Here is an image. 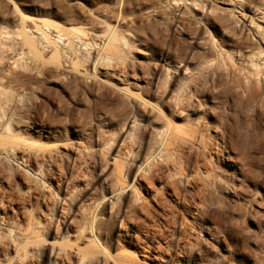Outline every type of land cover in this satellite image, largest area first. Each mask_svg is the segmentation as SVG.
<instances>
[{
	"label": "rangeland",
	"instance_id": "1",
	"mask_svg": "<svg viewBox=\"0 0 264 264\" xmlns=\"http://www.w3.org/2000/svg\"><path fill=\"white\" fill-rule=\"evenodd\" d=\"M93 1L0 0V264H264V0Z\"/></svg>",
	"mask_w": 264,
	"mask_h": 264
},
{
	"label": "bare ground",
	"instance_id": "2",
	"mask_svg": "<svg viewBox=\"0 0 264 264\" xmlns=\"http://www.w3.org/2000/svg\"><path fill=\"white\" fill-rule=\"evenodd\" d=\"M92 1H93V0H92ZM118 1H119V0H118ZM125 1H126V0H125ZM154 1H155V0H143V5L148 6V5H149V2H150V3H153ZM177 1H179V0H177ZM88 2H89V1H88ZM93 2H94V1H93ZM122 2H123V1H122ZM127 2H128V1H127ZM180 2H181V1H180ZM186 2H187V1H186ZM203 2H205V1H203ZM125 3H126V2H125ZM125 3H124V4H125ZM140 3H141V2H140ZM122 4H123V3H122ZM136 4H137V3H136ZM202 4H203V3H202ZM204 4H205V3H204ZM236 4H237V3H236ZM240 4H241V3H240ZM36 5H37V4H36ZM39 5H40V4H39ZM118 5H119V4H118ZM118 5H117V7H118ZM128 5H129V4H128ZM128 5H127V8L129 7ZM137 5H138V4H137ZM237 5H238V4H237ZM41 6H42V5H41ZM139 6H140V5H139ZM199 6H201V5L199 4ZM204 6H205V5H204ZM83 7H84V6H83ZM114 7H116V6H114ZM130 7L132 8V6H130ZM136 7H137V6H136ZM136 7H135V8H136ZM111 8H112V7H111ZM123 8H124V5H123ZM138 8H140V7H137V9H138ZM50 9H51V8H50ZM113 9H114V8H113ZM115 9L117 10V9H119V8H115ZM205 9H206V11H205V13H204L203 11H204ZM245 9H246V8H245ZM77 10H78V9H77ZM123 10H124V9H123ZM204 10L202 11L203 14L208 13V6H207V8L204 7ZM121 11H122V10H121ZM121 11H120V12H121ZM129 11H130V10H129ZM140 11H141V10H140ZM242 11H243V10H242ZM104 12H105V10H104ZM106 12H107V11H106ZM137 12H138V10H137ZM82 13H83V12H82ZM108 13H109V12H108ZM121 13H122V12H121ZM123 13H124V12H123ZM128 13H129V12H128ZM128 13H127V14H128ZM132 13H133V12H132ZM138 13H139V12H138ZM202 13H201V14H202ZM73 14H74V13H73ZM104 14H105V13H104ZM110 14H112V13H110ZM244 14H245V13H244ZM108 15H109V14H108ZM113 15H114V14H113ZM113 15H112V16H113ZM246 15H247V14H246ZM106 16H107V14H106ZM109 16H110V15H109ZM116 16H117V15H116ZM120 16H121V15H120ZM159 16H160V15H159ZM164 16H166V15H164ZM176 16H177V15H176ZM80 17H81V16H80ZM154 17H155V16H154ZM157 17H158V16H157ZM179 17H180V16H179ZM81 18H82V17H81ZM114 18H115V15H114ZM117 18H118V17H117ZM152 18H153V17H152ZM167 18H168V16L166 17V19H165V18H163V19L167 20ZM177 18H178V17H177ZM181 18H182V17H181ZM181 18H180V19H181ZM172 19H174L173 16H172ZM85 20H86V18H85ZM94 20H95V19H94ZM116 20H117V19H116ZM150 20H151V19H150ZM150 20H149V21H150ZM153 20L156 21V19H153ZM161 20H162V19H161ZM183 20H184V19H183ZM86 21H87V20H86ZM130 21H131V20H130ZM181 21H182V20H181ZM181 21H180V22H181ZM252 21H253V20H251L250 22L252 23ZM69 22H70V21H69ZM80 22H81V21H80ZM121 22H122V21H121ZM165 22H166V21H165ZM183 22H184V21H183ZM71 23H72V22H71ZM163 23H164V22H163ZM169 23H170V22H169ZM174 23H175V22H174ZM66 24H67V23H66ZM149 24H150V23H149ZM166 24H167V23H166ZM253 24H254V22H253ZM95 25H96V24H95ZM98 25H99V24H98ZM249 25H250V24H249ZM179 26H180V25H179ZM87 27H88V26H87ZM166 27H167V26H166ZM170 27H171V26H170ZM173 27H174V26H173ZM246 27H247V26H246ZM46 28H47V30H48V28H52V27L49 26V27H46ZM90 28H91V27H90ZM111 28H112V27H111ZM159 28H160V27H159ZM168 28H169V27H168ZM54 29H55V28H54ZM56 29H58V31H57L58 35H56V37H55V36H54V37H55V38L58 37V41H60V40H62V39H61L62 36L59 34V33H60L59 28L56 27ZM173 29H174V28H173ZM181 29H182V27H181ZM123 30H125V29H123ZM129 30H130V29H129ZM183 30H184V29H183ZM49 31H50V30H49ZM99 31H100V29H99ZM127 31H128V30H127ZM127 31H125V32H127ZM248 31H249V30H248ZM6 32H7V31H6ZM83 33H84V32H83ZM120 33H121V32H120ZM40 34H42V33H40ZM61 34H62V33H61ZM85 34H86V33H85ZM121 34H123V33H121ZM155 34H156V33H155ZM189 34H190V33H189ZM114 35H115V37H114ZM114 35H113L114 38L111 39V42L108 43V45L106 46V49H105V50H110V51H111V50H112V51H113V50H116V51H117L118 49H120V50L122 49L119 45L122 43L121 40L124 39L123 36L120 35V36H122V38H121V37L116 36V34H114ZM86 36H87V34H86ZM93 36H94V35H93ZM154 36H155V35H154ZM193 36H194V35H193ZM44 37H45V36H44ZM44 37H43V38H44ZM76 37H78V36H76ZM76 37H75V38H76ZM88 37L90 38V36H88ZM88 37H87V38H88ZM179 37H180V36H179ZM190 37H191V35H190ZM252 37H253V36H252ZM254 37H255V36H254ZM45 38H46V37H45ZM45 38H44V39H45ZM78 38H79V37H78ZM85 38H86V37H85ZM158 38H159V37H158ZM45 40H46V39H45ZM80 40H81V39H80ZM126 40H127V39H126ZM115 41L118 42V43H116ZM120 41H121V42H120ZM244 41H247V40H244ZM119 42H120V44H119ZM164 42H165V41H164ZM247 42H248V41H247ZM83 44H84V43H83ZM118 44H119V45H118ZM123 44H124V43H123ZM127 44H129V43H127ZM86 45L89 46L90 43H89V45L86 43ZM97 45H98V44H97ZM124 45H125V46H128V45H126V42H125ZM242 45H243V43H242ZM91 46H92V45H91ZM131 46H133V45L131 44ZM258 46H259V45H258ZM258 46H257V47H258ZM129 47H130V46H128L127 48H129ZM261 47H262V46H261ZM61 48H62V47H61ZM130 48H131V47H130ZM133 48H134V46H133ZM164 48H165V47H164ZM215 48H216V47H215ZM238 48H239V47H238ZM244 48H245V47H244ZM255 48H256V47H255ZM240 49H241V48H240ZM246 49H247V47H246ZM249 49H250V48H249ZM261 49H262V48H261ZM86 50H87V49H86ZM120 50H119V51H120ZM128 50H129V49H128ZM131 50H132V48H131ZM131 50H130V51H131ZM212 50H213V49H212ZM219 50H220V49H219ZM219 50H218V51H219ZM221 50H222V49H221ZM254 50H255V49H254ZM62 51H63V50H62ZM99 51H100V50H99ZM103 51H104V50H103ZM168 51H169V50H168ZM206 51H207V50H206ZM222 51H224V50H222ZM230 51H231V50H230ZM234 51H235V50H233V52H234ZM237 51H238V50H237ZM239 51H240V50H239ZM258 51H260V50H258ZM117 52H118V51H117ZM178 52H179V51H178ZM233 52H231V53H233ZM244 52L247 53V51H244ZM61 53H62V52H61ZM87 53H88V52H87ZM97 53H98V52H97ZM118 53H119V52H118ZM118 53H117V54H118ZM121 53H122V55H123V51H122V50H121L120 54H121ZM180 53H181V52H180ZM219 53H221V52H219ZM226 53H227V52H226ZM237 53H238V52H237ZM241 53H242V52H241ZM227 54H229V53H227ZM247 54H248V53H247ZM247 54H246V55H247ZM256 54H258V53H256ZM90 55H91V54H90ZM105 55H106V54H105ZM115 55H116V54H115ZM204 55H205V54H204ZM211 55H212V54H211ZM224 55H225V51H224ZM240 55H241V54H240ZM253 55H254V54H253ZM258 55H259V54H258ZM258 55H255V57L258 56ZM81 56H82V55H81ZM87 56H88V54H87ZM120 56H121V55H120ZM205 56H206V55H205ZM226 56H227V55H226ZM229 56H230V54H229ZM229 56H228V57H229ZM232 56H233V55H232ZM232 56H231V57H232ZM89 57H90V56H88L87 58H89ZM91 57H92V56H91ZM91 57H90L89 59H91ZM94 57H95V56H94ZM94 57H93L92 59H94ZM99 57H100V56H99ZM113 57H114V56H113ZM113 57H112V58H113ZM118 57H119V56H117L116 58H118ZM123 57H124V56H123ZM206 57H207V56H206ZM208 57H209V56H208ZM212 57H213V56H212ZM221 57H223V55H222ZM83 58H84V56H83ZM105 58H106L107 60H109L107 57H105ZM105 58H104V59H105ZM120 58H121V57H120ZM120 58H119L118 60H120ZM124 58H125V57H124ZM102 59H103V58H102ZM104 59H103V60H104ZM125 59H126V58H125ZM208 59H209V58H208ZM222 59H223V58H222ZM229 59H230V58H229ZM229 59H228V60H229ZM110 60H111V59H110ZM114 60H115V59H114ZM127 60H128V59H127ZM219 60H220V59H219ZM228 60H227V61H228ZM230 60L232 61V59H230ZM234 60H235V58L233 59V61H234ZM211 61H212V60H210V62H211ZM231 61H230V62H231ZM252 61H253V60H252ZM252 61L250 62L251 64L254 62V61H253V62H252ZM90 62H92V61L90 60ZM100 62H101V60H100ZM100 62H99V63H100ZM107 62H109V61H107ZM123 62L125 63V60H123ZM123 62H122V65H123V67H124ZM203 62H204V61H203ZM212 62H214V61H212ZM219 62H220V61H219ZM228 62H229V61H228ZM248 62H249V61H248ZM114 63H115V62H114ZM120 63H121V62H120ZM244 63H245V62H244ZM106 64H108V63H106ZM130 64H131V63H130ZM134 64H135V63H134ZM208 64H210V63H208ZM212 64H213V63H212ZM212 64H211V65H212ZM214 64H215V63H214ZM220 64H221V63H220ZM100 65H101V63H100ZM100 65H99V66H100ZM115 65H116V64H115ZM127 65H128V64H127ZM132 65H133V63H132ZM218 65H219V64H218ZM223 65H224V64H223ZM255 65H256V64H254L253 67H255ZM101 66H102V65H101ZM108 66H109V65H108ZM129 66H130V65H129ZM129 66H128V67H129ZM175 66H176V65H175ZM209 66H210V65H209ZM227 66H231V65H227ZM227 66L225 65L226 70H228ZM91 67H92V66H91ZM110 67H111V66H110ZM120 67H121V66H120ZM130 67H131V66H130ZM202 67H203V66H202ZM218 67H221V66H218ZM225 67H224V68H225ZM116 68H117V67H116ZM118 68H119V67H118ZM203 68H204V67H203ZM208 68H209V67H208ZM208 68H207V69H208ZM230 68H231V67H230ZM256 68H257V66L255 67V69H256ZM199 69H200V68H199ZM221 69H222V67H221ZM237 69H238V68H237ZM85 70H86V69H85ZM97 70H99V69H97ZM118 70H119V69H118ZM200 70H201V69H200ZM218 70H219V69H218ZM233 70H234V68H233ZM233 70H232V71H233ZM240 70H241V69H240ZM122 71H123V70H122ZM124 71H125V69H124ZM220 71H221V70H220ZM229 71H230V69H229ZM236 71H237V70H236ZM19 72H20V71H19ZM98 72H99V71H98ZM114 72H115V71H114ZM127 72H128V71H127ZM201 72H202V70H201ZM218 72H219V71H218ZM233 72H234V71H233ZM29 73H30V72H29ZM100 73H101V72H100ZM123 73H124V72H123ZM16 74H17V73H16ZM21 74H22V73H21ZM115 74H117V73H115ZM125 74H126V73H125ZM131 74H132V73H131ZM14 75H15V74H14ZM18 75H19V74H18ZM120 75H121V74H120ZM129 75H130V74H129ZM177 75H179V73H178ZM188 75H189V74H188ZM188 75H187V76H188ZM20 76H21V75H19V77H20ZM125 76H126V75H125ZM237 76H238V75H237ZM237 76H236V77H237ZM251 76H252V75H251ZM6 77H7V76H6ZM138 77H139V76H138ZM255 77H256V75H255ZM15 78H16V77H15ZM116 78H117V77H116ZM119 78H120V77H119ZM194 78H195V77H194ZM163 79H164V78H163ZM122 80H124V79H122ZM201 80H202V79H201ZM201 80H200V81H201ZM256 80H257V79H256ZM256 80H255V81H256ZM193 81H194V80H193ZM197 81H198V80H197ZM162 82H163V81H162ZM164 82H165V79H164ZM173 82H174V81H173ZM182 82H183V81H182ZM200 83H201V82H200ZM180 84H181V83H180ZM188 84H189V83H188ZM252 84H253V83H250V87L253 86ZM251 85H252V86H251ZM180 86H182V84H181ZM191 86H192V85H191ZM197 86H198V85H197ZM247 86H248V85H247ZM259 86H260V85H259ZM157 87H158V86H157ZM2 88H3V87H2ZM181 88H182V87H181ZM193 88H194V87H193ZM193 88H192V89H193ZM195 88H196V87H195ZM198 88H199V87H198ZM6 89H7V88H6ZM189 89H190V88H189ZM248 89H252V88H249V86H248ZM0 90H1V89H0ZM178 90H179V89H178ZM184 90H185V89H184ZM202 90H203V89H202ZM258 90H259V89L255 90L254 87H253L252 91H253L254 96L256 95V93L258 94V92H257ZM181 91H182V90H181ZM196 91H197V90H196ZM250 91H251V90H250ZM191 92H192V91H191ZM191 92H190V95H191ZM2 93H4V91H3ZM194 93H195V92H194ZM250 93H251V92H250ZM259 93H260V91H259ZM149 94H150V93H149ZM253 94H252V95H253ZM0 95H1V94H0ZM194 95H195V94H194ZM176 96H177V95H176ZM166 97H167V96H166ZM168 97H169V95H168ZM188 97H189V96H188ZM0 99H1V98H0ZM6 99H7V98H6ZM134 99H135V98H134ZM171 100H173V99H171ZM188 100H189V99H188ZM136 101H137V99H136ZM138 101L141 102L140 100H138ZM204 102H205V101H204ZM137 103H138V102H137ZM193 103H194V102H193ZM142 104H143V103H142ZM144 106H145V105H144ZM0 107H3V106L1 105ZM147 107H148V106H147ZM201 107H202L201 104L194 105L193 110L198 111ZM0 109H2V108H0ZM12 109H13V108H12ZM151 109H154V108H151ZM181 110H182V109H181ZM151 111H152V110H151ZM153 111H154V110H153ZM182 111H183V110H182ZM204 113H205V112H204ZM10 119H11V118H10ZM12 119H13V118H12ZM19 120H20V119H19ZM132 120H133V119H132ZM11 122H12V121H11ZM129 123H130V122H129ZM15 124H16V123H15ZM20 124H21V123H20ZM23 124H24V123H23ZM131 124H132V123H131ZM11 125H12V123H11ZM17 125L19 126V123L16 124V126H17ZM21 125H22V124H21ZM132 125H133V124H132ZM18 126H17V127H18ZM131 127H132V126H131ZM9 128H10V127H9ZM9 128H8V130H9ZM128 128H129V127H128ZM4 129L6 130L7 127L4 128ZM138 129H139V128H138ZM136 130H137V129H136ZM1 132H2V131H1ZM5 133H8V132H5ZM133 133H134V132H133ZM2 134H3V133H2ZM17 134H18V133H17ZM136 134H137V133H136ZM18 135H19V134H18ZM130 135H131V133H130ZM134 135H135V134H134ZM132 137H133V136H132ZM15 138H16V137H15ZM142 138H143V137H142ZM16 139H17V138H16ZM133 139H134V138H133ZM21 140H22V139H21ZM138 140H139V139H138ZM133 141H134V140H133ZM199 141H200V140H199ZM16 142H17V141L14 140L12 137H8V136H6V135H5V136H4V135H3V136L0 135V146H2V147H3V146H6V145H8V144H14V143H16ZM136 143H137V142H136ZM134 145H135V144H134ZM10 147L12 148V145H11ZM10 147H8V148H10ZM13 147H14V150H15V146H13ZM8 148H7V149H8ZM16 148H17V147H16ZM20 148H21V147H20ZM140 148H141V147H140ZM0 149H1V148H0ZM3 150H4V149H3ZM8 150H9V149H8ZM143 150H144V149H143ZM10 151H11V150H10ZM16 151L18 152V148L16 149ZM17 152H16V153H17ZM1 153H2V152H1ZM14 153H15V152H13V158H14V156H15ZM133 154H134V153H133ZM16 155H19V154H16ZM23 155H24V154H23ZM148 155H149V154H148ZM37 156H38V155H37ZM130 156H131V154H130ZM15 157H16V156H15ZM128 157H129V155H128ZM19 158H20V157H19ZM22 158H23V157H22ZM32 158H33V157H32ZM132 158H133V156H132ZM132 158H131V159H132ZM134 158H135V157H134ZM143 158H144V156H143ZM15 159H16V158H15ZM17 159H18V158H17ZM29 159H30V158H29ZM135 160H136L135 163H133V162H134V160H133L132 164H135L134 166H135L136 168H138V170H137V169H136V170L139 171V170L142 168V166L146 163V160L144 159L143 161H141L142 158L139 157V156L136 157ZM16 161H17V160H16ZM28 161H29V160H28ZM125 161H126V160H125ZM124 163H125V162H124ZM126 164H127V163H126ZM128 164H129V163H128ZM128 164H127V165H128ZM132 164H131V165H132ZM0 165L2 166V164H0ZM37 165H38V164H37ZM122 165H123V164H122ZM129 165H130V164H129ZM0 168H1V167H0ZM3 168H4V167H3ZM126 168H128V167H126ZM131 168H132V167H130V168L128 169V171H127L126 173H124V174H126L127 177L130 176V177L132 178L133 175H134V172H133L134 169H133V168L131 169ZM9 169H10V168H9ZM1 170L3 171V169H1ZM126 170H127V169H126ZM148 170H149V169H148ZM7 171H8V170H7ZM8 172H11V170L8 171ZM121 172H122V171H121ZM2 174L4 175V173H2ZM136 174H137V173H136ZM136 174L134 175V178H136ZM7 175H9V173L7 174V172H6V175H4V177L7 176ZM12 175H14V174H12ZM12 175H11V176H12ZM7 178H8V176H7ZM9 178H10V177H9ZM12 178H14V177L12 176V177L10 178V180H12ZM134 178H133V179H134ZM4 179H6V178H3V180H4ZM126 179H127V178H126ZM133 179H132V180H133ZM7 180H8V179H7ZM7 180H6V181H7ZM15 180H16V179H15ZM4 181H5V180H4ZM4 181H2V182H4ZM12 181H13V180H12ZM127 181H128V180H127ZM135 181H136V180H135ZM0 182H1V180H0ZM8 183H10V182L8 181ZM13 183H14V181H13ZM15 183H16V182H15ZM8 185H9V184H8ZM8 185H6V186H8ZM11 185H13V184H11ZM11 185H10V186H11ZM38 185H39V184H38ZM135 185H136V184H135ZM4 186H5V185H4ZM6 186H5V188H6ZM128 186H129V184H127V185H125V186H122V187L120 186V190H121V192H123L125 189H127ZM1 187H3V186H1ZM1 187H0V188H1ZM12 187H13V186H12ZM12 187H10L11 190H10V189H7L6 191H7V192L12 191V189H13ZM68 187H69V186H68ZM68 187H67V188H68ZM36 188H37V187H36ZM130 188H131V186H130ZM1 189H2V188H1ZM30 189H31V188H30ZM32 189H34V188L32 187ZM38 189H39V188H38ZM8 190H9V191H8ZM47 190H49V189H47ZM118 190H119V188H118ZM130 190H132V189H130ZM0 191H3V190H0ZM31 191H32V190H31ZM31 191H30V192H31ZM35 191H36V190H35ZM37 191H38V190H37ZM37 191H36V193H38ZM3 192H5V191H3ZM0 193H1V192H0ZM13 193H14V192H13ZM32 193H34V192H32ZM43 193H45V192L43 191ZM43 193H42V194H43ZM51 193H52V192H51ZM3 194H4V193H3ZM48 194L50 195V192H49ZM48 194H47V197H48ZM122 194H124V192H123ZM30 195H31V194H30ZM43 195H44V194H43ZM55 195H56V194H55ZM105 195H106V194H105ZM120 195H121V194H120ZM0 196H1V194H0ZM10 196H11V195H10ZM32 196H34V195L32 194ZM45 196H46V193H45ZM50 196H51V195H50ZM122 196H123V195H122ZM124 196H125V195H124ZM124 196H123V197H124ZM2 197L4 198L3 195H2ZM7 197L9 198V196H7ZM37 197H38V196H37ZM102 197H103V198H102V199L100 198V200H99L100 202L98 201L99 203L97 204V206H96L95 208L93 207V211L91 212V216H89V218H88L87 221H86V222H87L86 224L88 225L87 228L90 229V230H92V231H91V232H92V235H91L89 238H90L92 244H94V245H96V246H98L99 243H98V239H97V235H96L97 232L95 233V231H94V230H95L94 222H95V218H97L98 213H99V211H98V213H97L98 207H99L100 204H102L103 199L105 198V196H102ZM8 198H6V199H7V200H10V199H8ZM11 198H12V197H11ZM32 198H34V197H32ZM35 198H36V197H35ZM0 199H1V198H0ZM6 199H5V200H6ZM29 199H30V197H29ZM36 199H37V198H36ZM41 199H42V198H41ZM30 200H31V199H30ZM44 200H45V199H44ZM104 200H105V199H104ZM2 201H3V200H2ZM33 201H34V200H33ZM35 201H36V200H35ZM39 201H40V200H39ZM45 201H46V200H45ZM117 201H118V200H117ZM5 202H6V201H5ZM40 202H41V201H40ZM40 202H39V203H40ZM55 202H56V201H55ZM10 203H11V202H10ZM28 203H29V201H28ZM32 203H33V202H32ZM32 203H31V205H32ZM56 204H57V202H56ZM67 204H68V203H67ZM6 205H7V204H6ZM40 205H41V203H40ZM62 205H63V204H62ZM28 206H29V205H28ZM56 206H57V205H56ZM56 206H55V207H56ZM59 206H60V204H59ZM59 206H58V208H59ZM8 207H9V206H8ZM24 207H25V206H24ZM29 207H31V206H29ZM61 207H62V211H66V212L68 211V208H67L66 206H61ZM72 207H73V206H72ZM74 207H75V206H74ZM104 207H105V203L102 205V208H101L100 210L102 211V210L104 209ZM105 208H106V207H105ZM33 209H34V207H33ZM69 209H70V208H69ZM35 210H36V209H35ZM60 210H61V209H60ZM62 211H61V212H62ZM71 211H72V213L69 211V213H71V215L69 216V220H70V217L72 216V214H74V213H73V210H71ZM101 211H100V212H101ZM57 212H58V211H57ZM31 214H32V213H31ZM66 214H67V213H66ZM7 215H8V214H7ZM58 215H59V214H58ZM67 215H69V214H67ZM61 216H62V215H61ZM64 216H65V215H64ZM62 217H63V216H62ZM65 217H66V216H65ZM55 218H56V216L54 217V219H55ZM8 219H9V218H8ZM30 219H31V218H30ZM66 219H67V218H65V221H66ZM55 220H56V219H55ZM67 220H68V219H67ZM59 221H60V220H59ZM65 221H64V222H65ZM67 222H68V221H67ZM57 223H58V222H57ZM65 224H66V223H65ZM82 229H83V228H82ZM34 231H35V230H34ZM88 231H89V230H88ZM28 232H29V231H28ZM32 232H33V231H32ZM81 232H84V229L81 230ZM33 234H34V233H33ZM33 234H32V235H33ZM80 234H81V233H80ZM30 235H31V234H30ZM33 238H34V237H33ZM89 238H88V240H89ZM35 239H36V237H35ZM30 240H31V239H30ZM100 242H101V241H100ZM92 244H91V245H92ZM91 247H92V246H91ZM18 248H19V247H18ZM86 251H87V250H86ZM52 253H53V251H52ZM55 253H56V252H55ZM106 253H107V252H106ZM24 256H25V255H24ZM111 258H112V257H111Z\"/></svg>",
	"mask_w": 264,
	"mask_h": 264
}]
</instances>
